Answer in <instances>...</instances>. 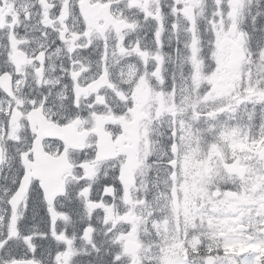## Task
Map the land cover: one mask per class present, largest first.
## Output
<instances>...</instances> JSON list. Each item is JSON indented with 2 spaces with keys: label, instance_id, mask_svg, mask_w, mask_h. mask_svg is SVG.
<instances>
[{
  "label": "snow or ice",
  "instance_id": "1",
  "mask_svg": "<svg viewBox=\"0 0 264 264\" xmlns=\"http://www.w3.org/2000/svg\"><path fill=\"white\" fill-rule=\"evenodd\" d=\"M0 264H264V0H0Z\"/></svg>",
  "mask_w": 264,
  "mask_h": 264
}]
</instances>
